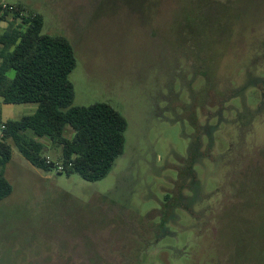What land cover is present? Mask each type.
Listing matches in <instances>:
<instances>
[{
	"label": "rangeland",
	"instance_id": "1",
	"mask_svg": "<svg viewBox=\"0 0 264 264\" xmlns=\"http://www.w3.org/2000/svg\"><path fill=\"white\" fill-rule=\"evenodd\" d=\"M0 4L71 42L74 106L106 103L128 122L97 182L38 169L11 145L0 264H264V0ZM36 108L0 98V122Z\"/></svg>",
	"mask_w": 264,
	"mask_h": 264
},
{
	"label": "trees",
	"instance_id": "2",
	"mask_svg": "<svg viewBox=\"0 0 264 264\" xmlns=\"http://www.w3.org/2000/svg\"><path fill=\"white\" fill-rule=\"evenodd\" d=\"M9 16L19 22L8 23L0 34V98L6 104H37V109L18 120L0 122V200L13 192L5 177L11 145L38 169L49 172L61 166L58 173H77L88 182L105 179L124 154L126 118L106 103L74 106L70 75L77 60L71 42L64 36L43 34V16L25 12L20 4H0V23ZM224 110L223 105L217 110L219 121ZM240 117L246 118L243 113ZM252 118L251 111L246 119ZM28 132L60 148L58 161L49 160L45 145Z\"/></svg>",
	"mask_w": 264,
	"mask_h": 264
},
{
	"label": "built area",
	"instance_id": "3",
	"mask_svg": "<svg viewBox=\"0 0 264 264\" xmlns=\"http://www.w3.org/2000/svg\"><path fill=\"white\" fill-rule=\"evenodd\" d=\"M58 170L61 171V170H62V167L60 166V167L58 168Z\"/></svg>",
	"mask_w": 264,
	"mask_h": 264
},
{
	"label": "crops",
	"instance_id": "4",
	"mask_svg": "<svg viewBox=\"0 0 264 264\" xmlns=\"http://www.w3.org/2000/svg\"><path fill=\"white\" fill-rule=\"evenodd\" d=\"M37 109V108H36ZM35 112V111H34ZM28 135H29V132H28ZM47 140V139H46Z\"/></svg>",
	"mask_w": 264,
	"mask_h": 264
}]
</instances>
